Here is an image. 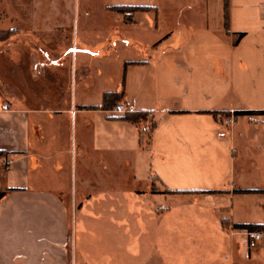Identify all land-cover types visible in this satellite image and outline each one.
Masks as SVG:
<instances>
[{"label":"crops","instance_id":"0c3cea01","mask_svg":"<svg viewBox=\"0 0 264 264\" xmlns=\"http://www.w3.org/2000/svg\"><path fill=\"white\" fill-rule=\"evenodd\" d=\"M68 1L12 37L27 70L13 58L0 95V264H90L99 242L129 250L131 216H192L195 236L229 254L208 264L251 261L259 248L234 225L264 224L250 213L264 210V0H227V27L224 0H109L101 31ZM121 5L149 8L125 21ZM123 75L118 103L150 112L148 147L114 119L125 111L99 107ZM88 222L99 242L77 240Z\"/></svg>","mask_w":264,"mask_h":264},{"label":"rangeland","instance_id":"374dc122","mask_svg":"<svg viewBox=\"0 0 264 264\" xmlns=\"http://www.w3.org/2000/svg\"><path fill=\"white\" fill-rule=\"evenodd\" d=\"M109 0H69L67 3L77 4L82 8L81 21L97 26L101 31L106 26H111L115 21L113 15L105 9ZM64 0H0V95L9 96L8 87L11 81V61L22 56L23 62L20 66L21 71L26 75V54L27 45L16 44V39L12 42V37H26L28 30L25 26L29 23H35L37 20L42 25L45 17L51 15L48 12L49 5L59 6L64 4ZM36 8L35 14H28L26 10ZM87 11V14L84 13ZM141 11V10H140ZM53 14V13H52ZM33 15V16H32ZM28 16H30L28 18ZM58 16V13H56ZM37 17V20L34 18ZM31 19V21H29ZM17 21L22 28H17ZM19 30V34H18ZM34 47L40 52L42 42L38 36H31ZM53 50V51H52ZM50 55L55 56L59 53V47L52 49ZM47 53V51H46ZM49 53V51H48ZM139 207V206H134ZM264 210L258 212L252 211L251 216L263 219ZM186 214V212H184ZM249 214L246 210H240V217L245 218ZM144 222L141 216H131V229L135 227L139 231L138 235L131 234L130 249L119 247L106 248L100 244L99 240L90 237V230L94 229L91 223H87V232L80 235L76 233L77 240L83 241L87 236L89 244L91 241L99 242L97 248H86L88 252V261L90 264H208L212 259H217L218 263L228 259V253L223 249V244L216 237L195 236L198 229L193 222L188 219L192 216H164L162 219L156 216H146ZM175 220L174 224L167 226L170 220ZM247 219V218H246ZM136 220V222L134 221ZM161 223L158 226V223ZM117 227H119L116 224ZM156 226L158 228H156ZM159 227L163 229L160 233ZM78 230V225H75ZM166 230V232H165ZM157 231V232H156ZM207 235V234H206ZM91 239H94L91 240ZM240 240V239H239ZM242 243V242H241ZM264 241L256 242L254 245L259 248L258 253H253L251 261H240V264H264V250L262 246ZM245 248V246H240ZM226 257V258H224ZM236 262H239L236 260Z\"/></svg>","mask_w":264,"mask_h":264},{"label":"trees","instance_id":"16d2710c","mask_svg":"<svg viewBox=\"0 0 264 264\" xmlns=\"http://www.w3.org/2000/svg\"><path fill=\"white\" fill-rule=\"evenodd\" d=\"M149 7L146 6H114L112 9L116 12L122 13L124 15V20L129 21L131 19L132 14L137 10H146ZM224 26L227 27V0H224ZM241 36V33L238 34V38ZM128 64V63H125ZM124 75H123V82L121 85V88L119 91H106L102 95V103L99 106L102 109H110L113 106H115L120 99L123 96L124 89ZM236 114H243V113H249V112H235ZM150 114V112L146 110H130L126 108L124 114L121 117H117L114 119H119L123 121L130 122L134 124L140 133V143H143V137L146 136L147 140L144 144L145 147H148V138H149V128L153 127L154 122H151L150 125L147 124V117ZM4 155V152L0 150V156ZM152 191H159L161 193H172L170 190L161 189L159 186L155 184V181L153 180ZM6 191L0 190V198L5 195ZM236 192L239 193H245V192H253V190H236ZM234 227L236 228H247L250 231L253 230H259L264 229V224H235Z\"/></svg>","mask_w":264,"mask_h":264},{"label":"built area","instance_id":"2783aa9c","mask_svg":"<svg viewBox=\"0 0 264 264\" xmlns=\"http://www.w3.org/2000/svg\"><path fill=\"white\" fill-rule=\"evenodd\" d=\"M2 107L4 109H8L9 108V105L7 103H4ZM114 110H116V111H125L126 110V107L122 103H117L114 106ZM148 116L150 117V115H148ZM231 121H232L231 119H227V120H225V123L228 124ZM246 234H247L248 238L250 240H252L253 242H261V241H264V229L247 231Z\"/></svg>","mask_w":264,"mask_h":264}]
</instances>
